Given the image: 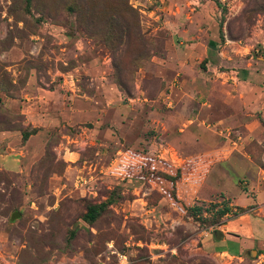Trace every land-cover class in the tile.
Instances as JSON below:
<instances>
[{
    "label": "rangeland",
    "instance_id": "rangeland-1",
    "mask_svg": "<svg viewBox=\"0 0 264 264\" xmlns=\"http://www.w3.org/2000/svg\"><path fill=\"white\" fill-rule=\"evenodd\" d=\"M164 1L182 5H173V13L170 6L162 10ZM167 23L176 36L164 28ZM131 26L132 40L122 37ZM212 39L217 46L210 61L220 63L218 72L264 90V0H0V135H11L0 139V155L25 146L37 133L27 124L24 107L39 92L55 95L52 104L62 95L72 101L74 94L78 99L97 93L93 78L104 77V84L122 94L111 104L115 113H109L122 134L97 167L89 166L95 146L82 147L74 163L64 160L79 128L63 125L46 129L42 156L26 158L25 170L0 166V264H218L221 258L198 248L205 237L217 244L221 224L238 213L222 214L229 201L220 197L196 204L195 214L160 204L164 195L176 193L174 184L149 181L137 194L105 169L123 149L129 114L136 119L137 136L147 129V146L161 142L150 123L158 118L155 111L168 110L169 82L182 67L193 74L197 61L199 68L209 69V60L192 56ZM203 81L199 95L207 97ZM215 91L219 113L222 87L216 85ZM109 117L103 116L106 123ZM242 188L252 195L248 184ZM136 197H145L146 204L134 203ZM95 204L105 209L89 224L84 216ZM147 205L158 212L145 213ZM15 213L20 216L12 219Z\"/></svg>",
    "mask_w": 264,
    "mask_h": 264
},
{
    "label": "crops",
    "instance_id": "crops-1",
    "mask_svg": "<svg viewBox=\"0 0 264 264\" xmlns=\"http://www.w3.org/2000/svg\"><path fill=\"white\" fill-rule=\"evenodd\" d=\"M164 2L166 7L162 10L166 11L170 6L173 13V5L181 4L179 1ZM165 26L173 29L169 23ZM170 32L176 36L173 30ZM216 42L212 39L203 49H194L192 56L194 61L197 58L209 60L206 63L209 69L199 68L197 61L193 74L185 72L184 67L177 72L183 83L176 76L169 82V91L165 92L167 101H164L168 110L164 109L161 113L155 111L158 118L150 123L156 127L155 131L161 133V142H152L147 146L148 141L144 139L147 129L142 131L143 135L141 132L137 136L139 131L134 128L136 119L129 114L123 124V149L117 151L105 169L116 179L124 178V185L135 189L137 194L149 181L164 180L174 184L176 193L173 196L164 195L160 204L169 202L177 209L185 210L187 207L188 210L196 204L213 202L220 197L229 201L230 211L238 213L221 224L223 239L215 240L216 244L209 237L203 240L201 237L192 245L202 240L198 250L216 256V260L224 253L233 257L244 256L241 264H264V90L252 87L227 72H218L220 63L210 61L215 58ZM104 79L93 78L97 93L79 94L78 99L74 94L72 101L62 95L58 104L51 103L50 100L55 97L51 92L37 93L31 104L24 107L26 122L37 133L29 138L25 146L0 155V166L13 172L25 170L26 158L32 161L42 156L46 129L61 125L79 128V132L70 139L75 145L71 148L65 146L67 152L63 158L66 162L80 160L81 148L86 146L97 148L95 160L89 164L91 168L108 159L111 144L118 141L122 134V129L115 127L116 123L109 113H115L111 104L116 98H122V94L113 84H104ZM201 80H204L207 97L199 95ZM218 84L223 90L220 91L223 109L219 113L213 101L218 93L215 91ZM100 101H103V107ZM128 101L129 104L134 103L132 99ZM179 104V110H170ZM105 115L110 116L107 123L103 119ZM171 122L174 123L169 126ZM5 134L1 133L0 139L11 136ZM140 142L146 145L142 146ZM146 148H149L147 152ZM87 164L84 163L85 166ZM244 184H248L252 195L243 190ZM136 202L146 204L145 197H136ZM147 206L149 208L144 207L145 213L158 212L157 206ZM208 244L210 249H206ZM123 257L126 258L125 255ZM217 262L222 264L221 259Z\"/></svg>",
    "mask_w": 264,
    "mask_h": 264
},
{
    "label": "trees",
    "instance_id": "trees-1",
    "mask_svg": "<svg viewBox=\"0 0 264 264\" xmlns=\"http://www.w3.org/2000/svg\"><path fill=\"white\" fill-rule=\"evenodd\" d=\"M129 10H130V14L132 16L137 15L136 12H135V10L132 7H129ZM126 25H128V22H126ZM133 32H136V31H134L133 26H131L130 28L127 29L126 33H122V37L123 36L124 37L126 36V37H128V38H130L132 40ZM116 40H118V39L116 38ZM28 137H29V135H25L24 139L26 140ZM104 209H105V205H103V204H101V205L95 204L94 206H90L89 209H88L87 214L84 216L85 222H87L89 224L94 223L95 220L97 219V217L101 214V212ZM189 210L192 213H195L198 209H196L195 207H193V208H190ZM229 211H230V209H227L222 214L225 216V215H227L229 213Z\"/></svg>",
    "mask_w": 264,
    "mask_h": 264
},
{
    "label": "built area",
    "instance_id": "built-area-1",
    "mask_svg": "<svg viewBox=\"0 0 264 264\" xmlns=\"http://www.w3.org/2000/svg\"><path fill=\"white\" fill-rule=\"evenodd\" d=\"M219 258H221L222 259V264H241L242 262H243V260H242V258L243 257H241V256H239V257H233V256H229V255H227V254H220L219 255Z\"/></svg>",
    "mask_w": 264,
    "mask_h": 264
},
{
    "label": "water",
    "instance_id": "water-1",
    "mask_svg": "<svg viewBox=\"0 0 264 264\" xmlns=\"http://www.w3.org/2000/svg\"><path fill=\"white\" fill-rule=\"evenodd\" d=\"M20 216L19 213H15L12 217V219H17V217ZM217 239L222 240L223 239V234L221 231H217Z\"/></svg>",
    "mask_w": 264,
    "mask_h": 264
},
{
    "label": "bare ground",
    "instance_id": "bare-ground-1",
    "mask_svg": "<svg viewBox=\"0 0 264 264\" xmlns=\"http://www.w3.org/2000/svg\"><path fill=\"white\" fill-rule=\"evenodd\" d=\"M253 254H255V253H253Z\"/></svg>",
    "mask_w": 264,
    "mask_h": 264
}]
</instances>
